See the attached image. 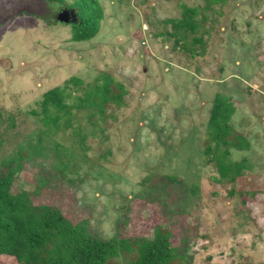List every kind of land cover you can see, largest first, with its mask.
Segmentation results:
<instances>
[{
  "label": "rangeland",
  "instance_id": "374dc122",
  "mask_svg": "<svg viewBox=\"0 0 264 264\" xmlns=\"http://www.w3.org/2000/svg\"><path fill=\"white\" fill-rule=\"evenodd\" d=\"M95 1L96 36L72 41V24L55 20L63 3L0 0V170H17L11 191L105 239L166 225L173 264H264V0ZM106 74L127 93L101 112L83 98ZM56 86L70 113L46 126L31 111ZM217 93L250 143L231 149L225 170L226 145H206Z\"/></svg>",
  "mask_w": 264,
  "mask_h": 264
},
{
  "label": "trees",
  "instance_id": "16d2710c",
  "mask_svg": "<svg viewBox=\"0 0 264 264\" xmlns=\"http://www.w3.org/2000/svg\"><path fill=\"white\" fill-rule=\"evenodd\" d=\"M49 1L63 3L59 9H76L78 20L71 23L72 41H85L96 36L102 13L95 0H73L70 5L65 0ZM76 6L80 7L81 16ZM25 10L34 13L30 9ZM186 12L192 15L195 9L188 8ZM7 17H0V22ZM45 20L48 21L47 18ZM101 77L96 79L83 99L88 105L104 112L107 104L121 105L127 90L111 76L106 74ZM67 84L78 86L82 84V79L72 76ZM66 97L63 87L50 88L43 94L41 111L33 109L31 112L49 126L59 121L62 115L67 117L70 113L65 110ZM235 110V105L226 101L224 94L217 93L207 122L206 145L209 148L210 144L226 145L223 158L220 157L223 170L235 165L230 160L231 149L239 151L250 146L249 141L230 123ZM21 152L27 155L25 149ZM243 159L246 156L242 158V163ZM16 173L17 170L9 165L7 169L0 170V255L15 256L17 264H107L121 254H130L123 264H173L179 258L166 225L155 226L152 237L114 235L108 239L101 238L89 230L87 223L75 225L60 208L34 203L26 190L13 193L11 186Z\"/></svg>",
  "mask_w": 264,
  "mask_h": 264
},
{
  "label": "water",
  "instance_id": "95a60500",
  "mask_svg": "<svg viewBox=\"0 0 264 264\" xmlns=\"http://www.w3.org/2000/svg\"><path fill=\"white\" fill-rule=\"evenodd\" d=\"M55 19L60 22L73 23L78 20L77 11L74 7H65L58 10Z\"/></svg>",
  "mask_w": 264,
  "mask_h": 264
}]
</instances>
